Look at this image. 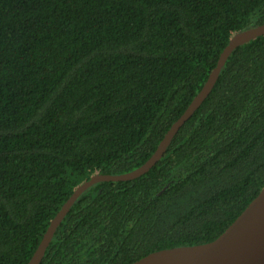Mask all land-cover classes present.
Instances as JSON below:
<instances>
[{
    "label": "trees",
    "instance_id": "16d2710c",
    "mask_svg": "<svg viewBox=\"0 0 264 264\" xmlns=\"http://www.w3.org/2000/svg\"><path fill=\"white\" fill-rule=\"evenodd\" d=\"M264 0H0V264H27L93 174L154 153ZM264 188V35L232 50L157 164L101 182L39 264H132L218 238Z\"/></svg>",
    "mask_w": 264,
    "mask_h": 264
},
{
    "label": "water",
    "instance_id": "95a60500",
    "mask_svg": "<svg viewBox=\"0 0 264 264\" xmlns=\"http://www.w3.org/2000/svg\"><path fill=\"white\" fill-rule=\"evenodd\" d=\"M261 35H264V25L237 32L229 39L205 84L192 99L184 113L171 125L154 153L145 163L121 175L96 173L76 186L71 196L50 221L38 247L27 264H39L55 229L83 192L101 182L132 181L154 167L163 156L171 139L211 92L219 71L230 52ZM132 264H264V188L215 240L202 245L156 251Z\"/></svg>",
    "mask_w": 264,
    "mask_h": 264
}]
</instances>
